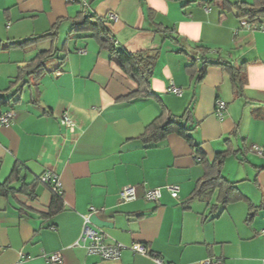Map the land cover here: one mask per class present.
<instances>
[{
	"label": "crops",
	"instance_id": "0c3cea01",
	"mask_svg": "<svg viewBox=\"0 0 264 264\" xmlns=\"http://www.w3.org/2000/svg\"><path fill=\"white\" fill-rule=\"evenodd\" d=\"M93 1L90 11L105 20L119 50H159L150 96L124 100L137 85L111 62L100 40L89 37L92 30L71 33L82 10L78 4L0 0V115L14 113L8 126L0 123V183L15 167L21 171L12 191L0 194V264H50L54 253L63 256L62 264H157L153 256L164 264H264V158L251 152L253 145L264 147V31L251 30L208 0ZM110 13L117 22L107 19ZM58 22L55 44L9 46ZM156 25L181 45L156 32ZM182 44L230 54L243 71L242 96L221 67H210L201 83L191 79ZM50 49L65 56L62 66L53 61L38 86L27 84L15 95L20 68ZM171 84L180 96L169 92ZM217 100L227 104L223 119L215 115ZM187 109L207 160L230 153L224 177L243 197L215 215L210 204L217 192L210 200H190L205 175L194 150L176 134L157 145L140 138L163 112L181 116ZM64 113L75 121L73 133L61 124ZM50 171L63 184L60 210L52 215L54 193L39 180ZM169 185L181 188L178 199L166 190ZM129 186L137 188L138 199L122 202L120 193ZM148 189H161L158 203L144 199ZM92 208L91 226L108 244L126 247L118 260L104 261L77 245ZM135 244L150 255L134 253Z\"/></svg>",
	"mask_w": 264,
	"mask_h": 264
},
{
	"label": "trees",
	"instance_id": "16d2710c",
	"mask_svg": "<svg viewBox=\"0 0 264 264\" xmlns=\"http://www.w3.org/2000/svg\"><path fill=\"white\" fill-rule=\"evenodd\" d=\"M92 2L94 1L90 0L89 7L82 9L78 17L72 21L73 29L71 33L77 35L86 30H92L94 33L89 37L98 38L101 46L109 51L111 62L119 67L137 85V90L123 98L124 100L150 96L151 80L153 79L154 70L160 56L159 50L152 49L135 53L119 50L117 47L118 44L114 43L116 40L110 35L105 25V20L92 14L90 11ZM214 2H218L219 8L223 11L234 13L239 20L247 21L251 26H261L264 24V0H253L251 3L239 1L236 4H231L227 0H208L209 4ZM59 25L60 22L56 23L52 29L43 35L35 36L21 43L11 44L9 46L16 45L25 47L42 40H51L55 44L56 38L59 35ZM156 32L164 33L167 38H170L180 45L182 43L178 37H173L170 31L162 26L156 25ZM180 52L189 56L190 64L187 67V72L196 83L203 82L207 70L210 67H221L230 73L236 95L242 96V90L245 84L244 80H241L243 71L234 65L230 54L221 55L219 50H213L201 44L191 46V50L186 48L185 44H182ZM53 61H60L61 65L65 61V56L60 57L57 49H50L38 53L26 66L21 67L17 81L13 83L17 89L15 95L20 94L27 84L33 83L34 85L35 83V86H38L36 83L40 77L50 73L49 66ZM19 80H22V84L17 86ZM191 121V109H187L181 116L171 115L165 111L156 121L146 128L140 138L148 145H157L169 135L176 134L194 150L197 161L205 168V175L197 182L190 200H210L215 192H217L216 203L210 204L211 214L215 215L220 210L226 209L229 204L242 200L243 197L237 193L235 185L223 176V169L230 153H218L211 162L208 161L204 151L194 141L192 135L193 129H190ZM20 175V168L15 167L10 178L4 183H0V194L8 195L12 191V184L19 180ZM54 196V202L49 215L60 210V207L56 203L58 200H62V196L58 194H54Z\"/></svg>",
	"mask_w": 264,
	"mask_h": 264
},
{
	"label": "built area",
	"instance_id": "2783aa9c",
	"mask_svg": "<svg viewBox=\"0 0 264 264\" xmlns=\"http://www.w3.org/2000/svg\"><path fill=\"white\" fill-rule=\"evenodd\" d=\"M90 0H66L67 3L70 4H78L82 9H86L89 7ZM109 21L117 22L118 16L115 13H110L107 17ZM243 25L250 28L251 30H260L264 31V24L261 26H251L247 23V21H243ZM117 44V42H114ZM82 54H86V51H81ZM169 92L180 96L182 94V90L176 87L174 84H171L169 88ZM227 111V105L224 101L218 100L216 103L215 115L219 119H223L225 113ZM14 117L13 112H8L6 114L0 115V123L3 126H8L10 124L11 119ZM61 124L65 126L70 132L75 131V121L67 114L61 118ZM251 152L256 154L257 156L264 158V147H260L258 145H253L251 147ZM40 182L44 185L51 188L54 194H58L63 196V184L59 177V175L53 171L47 172L43 174L39 178ZM166 190L171 194L174 199L179 198V194L181 188L177 185H169L166 187ZM162 197L161 189H148L144 192V199L147 202L158 203ZM120 198L122 202H133L138 199V191L135 187H125L121 193ZM95 212V209L92 208L90 213L84 216V225L81 237L77 243V245L84 244L87 248L88 252L92 255L99 256L104 261H112L118 260L121 256L122 251L126 248L121 244H108L106 242V236L101 231L93 228L90 223V217ZM262 236H264V229L260 232ZM131 250L140 255H150L148 248L142 244H135L131 247ZM155 262L157 264H164L163 261L155 256H153ZM48 262L50 264H62L63 256L60 253H54L48 257ZM204 264H222L221 261H206Z\"/></svg>",
	"mask_w": 264,
	"mask_h": 264
},
{
	"label": "rangeland",
	"instance_id": "374dc122",
	"mask_svg": "<svg viewBox=\"0 0 264 264\" xmlns=\"http://www.w3.org/2000/svg\"><path fill=\"white\" fill-rule=\"evenodd\" d=\"M230 161H232V163L230 164V165H231V166H230V171L232 172L233 169H234V166H233V163H234L233 161H234V160L232 159V160H230ZM223 176H224V173H223ZM216 200H217V197L215 198V201H214L215 203H216Z\"/></svg>",
	"mask_w": 264,
	"mask_h": 264
}]
</instances>
